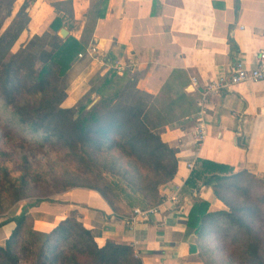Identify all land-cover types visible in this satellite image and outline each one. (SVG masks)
<instances>
[{
	"label": "trees",
	"instance_id": "obj_1",
	"mask_svg": "<svg viewBox=\"0 0 264 264\" xmlns=\"http://www.w3.org/2000/svg\"><path fill=\"white\" fill-rule=\"evenodd\" d=\"M14 2L0 0V199L6 193L12 204L29 195L30 179L40 177H29L33 162L28 157L36 150L61 149L75 168L63 165L43 180L44 187H35L40 197L0 222V227L13 224L0 243V264H141L130 245L106 240L99 246L76 211L41 232L33 228L29 208L73 188L97 191L118 217L159 204V187L177 170V149L162 140L161 132L191 118L196 103L181 81L165 82L157 95L138 89L126 65L121 74L107 68L94 76L76 104L63 107L67 71L84 52L83 43L45 32L11 53L28 23L30 1L12 15ZM16 156L19 179L2 164L16 162ZM203 185L223 208L209 210L210 203L197 193ZM185 187L192 194L184 235L203 264H264V178L199 159Z\"/></svg>",
	"mask_w": 264,
	"mask_h": 264
},
{
	"label": "crops",
	"instance_id": "obj_2",
	"mask_svg": "<svg viewBox=\"0 0 264 264\" xmlns=\"http://www.w3.org/2000/svg\"><path fill=\"white\" fill-rule=\"evenodd\" d=\"M29 1V20L11 48L13 53L45 32L72 36L83 43L82 50L95 45L105 62L118 60L128 65L137 88L152 95L159 94L167 81H181L196 103L207 85L226 80L237 62L255 66L257 51L264 48V0ZM23 2L15 0L12 15ZM55 4H59L57 9ZM55 18L59 21L53 23V30L50 24ZM63 29L64 37L60 35ZM107 68L77 55L67 71L62 106L75 105L89 90L91 79ZM192 78L197 85H192ZM196 111L194 104L191 118L167 125L161 133L162 140L177 149V170L159 187V195L163 198L177 187L179 209L162 205L158 214L129 229L123 218L130 212L114 216L97 191L73 188L52 201L33 204L29 208L33 228L49 232L76 211L99 246L106 240L130 245L141 264H202L191 238L184 235L192 194L185 187L191 172L186 165L207 159L233 172L246 169L264 178V83L240 82L212 94L204 115L206 136L199 145L193 137ZM197 193L210 203L209 210L223 208L208 186H199ZM12 228V223L0 227V242Z\"/></svg>",
	"mask_w": 264,
	"mask_h": 264
},
{
	"label": "built area",
	"instance_id": "obj_3",
	"mask_svg": "<svg viewBox=\"0 0 264 264\" xmlns=\"http://www.w3.org/2000/svg\"><path fill=\"white\" fill-rule=\"evenodd\" d=\"M88 56V58L92 61L99 62L102 65H105L106 68H113L118 74L124 70L126 64L113 60L110 62H105L103 57L98 56V50L95 45H89V47L85 50V52H81L78 54V58H83ZM128 66V65H127ZM262 82L264 83V48H261L257 51L256 54V63L255 66L249 68L245 65V62L239 61L235 64L232 72L228 75L227 79L220 78L217 82H213L207 85V88L201 93L199 98L196 101L197 111L193 117L195 122L193 127V137L194 142L199 145L202 143L206 136V124L204 121V115L206 113V105L209 102V98L212 94H216L223 87L238 84L240 82ZM192 85H197V81L195 78H192ZM186 167L188 170H192L194 168V164L189 162ZM179 189L173 188L169 194L164 196L160 203L154 206H150L148 208H134L130 214L123 218L126 226L129 229L134 228V225L140 221H148L150 217L159 213L160 207L162 205H167V208L174 210L179 209L181 206V198ZM135 257L139 258V255L136 251H134Z\"/></svg>",
	"mask_w": 264,
	"mask_h": 264
},
{
	"label": "rangeland",
	"instance_id": "obj_4",
	"mask_svg": "<svg viewBox=\"0 0 264 264\" xmlns=\"http://www.w3.org/2000/svg\"><path fill=\"white\" fill-rule=\"evenodd\" d=\"M8 21H6L7 24ZM11 53L13 51L11 50ZM97 100V98L94 99V102ZM162 133V132H161ZM2 141V140H1ZM0 141V142H1ZM33 145L30 146V148ZM33 156L30 158L28 157L32 162V169L30 170L31 173H29V177L31 178L33 173H37L40 175L39 178L30 179V193L26 197L22 198L19 201H16L12 204H10V198L6 193H2L1 199H0V222L4 220L5 218H9L10 216H13L21 211V208L29 203H33L37 197H40V192H38V189L35 187L37 186H45V182L43 180H49L53 174L60 173L62 166L64 165L67 170H74L75 168V162H68L65 160L63 151L61 149L56 148H50L45 147L43 150H40V152L34 151L32 154ZM17 160L16 162H2L3 166H5L13 179H19L18 177L22 174V169L19 168L20 160L16 156L14 158ZM79 173L78 171L76 174ZM56 195L49 197V199L54 198ZM1 244L3 243L0 242ZM211 243L213 244V240H211ZM202 263V262H201ZM203 264V263H202Z\"/></svg>",
	"mask_w": 264,
	"mask_h": 264
},
{
	"label": "water",
	"instance_id": "obj_5",
	"mask_svg": "<svg viewBox=\"0 0 264 264\" xmlns=\"http://www.w3.org/2000/svg\"><path fill=\"white\" fill-rule=\"evenodd\" d=\"M60 35L62 36V37H64L65 35H66V30H61L60 31ZM94 103V101L89 105V106H91L92 104Z\"/></svg>",
	"mask_w": 264,
	"mask_h": 264
}]
</instances>
